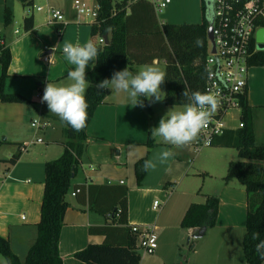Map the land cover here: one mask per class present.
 Listing matches in <instances>:
<instances>
[{
    "label": "crops",
    "instance_id": "obj_1",
    "mask_svg": "<svg viewBox=\"0 0 264 264\" xmlns=\"http://www.w3.org/2000/svg\"><path fill=\"white\" fill-rule=\"evenodd\" d=\"M28 1L32 2L31 6L25 7L20 2L22 4L20 9L18 0H0V44L9 49L11 55L4 89L6 93L17 94L26 99L23 103L0 101V236L9 240L12 251L21 260L25 259L37 238L36 226L40 221L45 163L62 154L65 142L64 139L57 145L46 143L44 147H41L43 143H39L40 147L30 149L28 147L26 151L21 152L20 148L25 142L22 139L23 128L27 126L33 130L30 127L33 113L31 107L34 108L38 102L35 93L39 86L46 85L48 81L54 84L69 83L67 72L73 66L63 56L64 41L83 44L92 40L98 44V36L91 35V27L85 29L81 23L77 24L76 16L68 7L60 9L69 22L60 34L58 28L61 25H49L44 10L34 11L35 0ZM42 1L44 5L39 4L37 7L44 8L55 0ZM149 7L151 8L150 5ZM6 8L11 13L8 24H5L4 19ZM29 15L33 16L34 24L32 29L26 30L24 18ZM45 55L50 56L52 63L43 60ZM156 63L160 62L155 60L151 65ZM92 68L90 64L86 68V74ZM135 71L138 72L136 68ZM1 72L0 65V75ZM246 98L248 105L253 108L254 132L256 141L259 142V135L264 134V66H251L249 69ZM156 104L157 102L150 104L151 113H148L145 107L131 104L126 93L111 90L105 102L96 108L86 129L87 141L84 154L72 180V187L66 195L68 208L64 215L58 244L63 264H85L76 259L74 254L90 244H101L106 241L118 245L126 243L134 225L141 229L155 226L156 231L161 228L160 230H167L173 235L175 232L179 237L186 235L192 237V229H184L180 225L187 208L192 203H196L188 200L194 192L189 188L187 181L189 165L175 155L166 165H162L157 175V169L149 171L140 184L137 182L135 164L139 160L152 158L162 151L161 148L171 149L174 152V146L163 142L156 143L153 139L151 146H148L151 130L158 127L160 119L166 115L169 107L174 106L165 104L164 115L156 111ZM42 107L38 111L40 116L43 115ZM46 116L60 120L50 111ZM192 143L186 147L191 148ZM211 147L226 148L213 145ZM17 152L21 153L20 158L14 164L9 163L8 160ZM153 174L154 182L149 179ZM231 182L233 179L225 181L218 198L219 202L227 198L230 206L236 204L241 206L242 189L239 191L233 189ZM91 186L95 200L104 190L114 192L126 187V224L110 223L113 209L110 208L108 212L103 213L96 206H92L88 195ZM79 187H82V192L72 196L71 193ZM168 188L172 190L167 191ZM174 190L179 193L175 202L172 199ZM157 196H160L164 203L162 207L159 204L155 210L151 200ZM207 197L208 195L205 196V200ZM110 198L114 201L111 195ZM164 215L169 220L165 219V223L161 221L159 226L158 223ZM177 217L179 218L174 225ZM237 227L236 223H225L221 227L222 230L213 231V241L205 243L209 246L206 263H235L239 252L242 251V237L239 239L235 233L233 236L232 230ZM210 230H217L216 226L208 227L202 237ZM151 255L154 256L150 264H168L162 253L154 252ZM184 259L186 260L187 257ZM0 264H7L1 254Z\"/></svg>",
    "mask_w": 264,
    "mask_h": 264
},
{
    "label": "trees",
    "instance_id": "obj_2",
    "mask_svg": "<svg viewBox=\"0 0 264 264\" xmlns=\"http://www.w3.org/2000/svg\"><path fill=\"white\" fill-rule=\"evenodd\" d=\"M25 7L32 2L21 0ZM100 6V17L106 21L98 26H91V35L108 34V43L96 44L99 58L95 67L86 76L89 88L86 99L89 104L87 126L80 132L73 131L64 124V149L62 154L45 163L44 193L40 208V221L37 224V238L30 247L24 260H21L11 249L7 238L0 236V254L7 264H63L59 255L58 244L64 215L68 208L66 195L72 187V180L80 165V160L86 148V129L93 118L96 108L105 102L111 89L98 90L95 85L104 79H110L114 71L128 68L133 73L135 65H151L155 60L165 64L166 105L182 106L185 101L182 93L185 87L190 91L204 93L205 60L209 54L207 38L208 21L204 12V0H201L202 20L194 24H160L149 5L136 2L128 8L113 0H95ZM117 13L110 17L111 10ZM129 11V12H128ZM5 24L11 20L8 8L4 14ZM32 15L24 18L26 30L33 28ZM201 42L198 45L196 42ZM254 41H252V45ZM11 55L7 48L0 44V101L5 103H23L26 99L17 94L6 93L5 80L8 77V67ZM250 66H264V50L256 51L249 59ZM146 110L151 113L150 102L141 96ZM241 119L244 126L228 130L217 137L213 146L234 148L238 154L237 161H230L227 167L225 181L235 178L244 186L247 194L245 232L242 241L244 264H264V145L256 141L254 132V112L248 105L247 98L243 101ZM149 134L148 146L152 144ZM211 145V146H212ZM17 152L8 160L14 164L20 158ZM143 158L135 164L138 184L147 172L141 171ZM80 192H82V187ZM105 189V187L100 186ZM93 187H89L88 195L92 206L106 213L111 209L112 224L127 223V189L121 187L114 192L105 191L93 199ZM107 190V188H106ZM78 193V194H79ZM113 197L114 201L110 198ZM219 199L208 196L203 203H192L181 220L184 229L212 227L218 215ZM138 234L132 231L124 244H90L74 254V257L85 264H140L141 255L137 248ZM258 245L260 247L258 248ZM178 264V263H176Z\"/></svg>",
    "mask_w": 264,
    "mask_h": 264
},
{
    "label": "built area",
    "instance_id": "obj_3",
    "mask_svg": "<svg viewBox=\"0 0 264 264\" xmlns=\"http://www.w3.org/2000/svg\"><path fill=\"white\" fill-rule=\"evenodd\" d=\"M136 2L149 4L157 17L168 7L171 0H113V4L124 3L126 8ZM73 8L77 14V24L86 23L91 27L101 25L106 21V17H100V6L97 3L89 4L75 0ZM36 10H44L49 25L60 24L61 26L58 28L60 34L69 25L59 9L46 5L44 8L37 7ZM204 12L207 15L208 27H212L213 35V43L209 41V54L205 60L204 93L216 96L220 103L218 110L210 117L207 126L201 131L197 140L192 143L191 148L195 153L211 146L214 140L226 131L244 126L241 114L242 104L247 93L249 69L251 68L249 59L258 51L255 33L264 27V0H206L204 1ZM116 13L114 7L110 17ZM106 36L108 37V34L99 35L98 44H105ZM252 41H254L253 45ZM213 48L214 51H212ZM43 60L46 63H52L49 55H45ZM45 86H39L36 92L40 107L45 104L41 103ZM234 110L238 111L237 115L231 117L230 112ZM233 122L238 123L236 126H231ZM30 127L37 132L45 131L52 125L49 120L42 119V116L39 115L31 120ZM34 143H42V140L36 138L34 141L24 142L20 148L21 152L26 151ZM79 192L80 189L77 188L71 194L75 196ZM152 206L156 210L159 206L158 201L154 200ZM132 231L138 234L137 248L143 250L145 254H154L157 249L156 227L141 229L134 225Z\"/></svg>",
    "mask_w": 264,
    "mask_h": 264
},
{
    "label": "rangeland",
    "instance_id": "obj_4",
    "mask_svg": "<svg viewBox=\"0 0 264 264\" xmlns=\"http://www.w3.org/2000/svg\"><path fill=\"white\" fill-rule=\"evenodd\" d=\"M19 4L18 7L22 8L21 0H18ZM75 0H55L50 3V6L54 7L55 9H61L62 7H68L69 11L76 16L77 21V14L73 8V3ZM89 4H93L94 0H81ZM34 11H36L37 5L41 4L44 5L42 0H35L34 3ZM32 10V9H29ZM27 11V8H26ZM36 13V12H35ZM206 15V13H205ZM158 17V19H157ZM156 19L159 23H173V24H194L200 23L202 20V13H201V0H171V3L168 7L158 16ZM21 25V24H20ZM19 25V26H20ZM82 27L87 29L89 27L86 23H81ZM258 49V45L256 44ZM156 67H159L162 71L165 72V64L160 61V63H156ZM142 66L135 65L136 70H140ZM161 90L165 93V82L161 85ZM35 98L36 93H35ZM165 103L164 100L162 102H157L156 104V111L160 114H164L165 112ZM177 110H179L182 106L174 105ZM173 107H169V110ZM32 115L31 119H35L39 116L38 111L40 110V105L37 102L34 108H32ZM168 110V109H167ZM42 119L49 120L52 127L46 129L45 131H37L31 130L29 127L25 126L23 128L22 139L25 142L34 141L36 138H40L42 140V145L39 143H34L29 146L31 147H44L46 143L48 145H57L59 142L65 139L63 128L64 125L60 120L57 119H50L46 116L49 113V109L47 104L45 103L42 107ZM238 111L234 110L231 111V117L237 115ZM149 113V112H148ZM263 114V113H262ZM264 115V114H263ZM263 120V117H262ZM30 119L28 118V122ZM262 122V121H261ZM238 122L231 123V126H236ZM28 125V123H27ZM151 135V133H150ZM259 144L264 143V134L259 135ZM197 140V139H196ZM195 142V141H194ZM153 143V142H152ZM164 150L165 148H161ZM174 152L176 153V157L184 160L185 163L189 165V178H188V185L189 188L194 191L188 200L191 202L196 203H203L205 202V196H219L222 193V189L225 184L224 177L227 173V167L229 160L237 161L238 154L236 149L234 148H216V147H205L200 152L195 153L193 148L190 147H183V148H175ZM162 165L157 167L156 175L161 171ZM152 181L154 180V174L150 176ZM233 182H231V186L233 189L239 191L242 189L243 198L241 206L236 205H229V201L227 198L222 199V202L218 204V215L216 218L215 226L217 230H210L207 232L206 236L202 238H193L191 237L188 241V235L179 237L175 232L174 235L172 232L167 230H159L157 229V249L155 253H162L166 262L168 264H209L206 263L205 259L207 258V253L209 252V246L205 243L207 241H213L214 232L222 230V226L225 223H236L238 227L233 229V236L234 233L237 234V237L240 239L245 232V219H246V191L243 188L244 186L240 184L235 178ZM150 180V181H151ZM151 181V182H152ZM142 182V181H141ZM154 182V181H153ZM175 183V182H174ZM183 185V184H182ZM175 186V184H174ZM171 188H168L167 191H171ZM179 197V193L174 190L173 198L174 202L177 200L176 198ZM238 199V197H237ZM154 200H157L158 203L163 205L164 201L160 196H157L151 200V205L153 204ZM179 217H177L174 221V225L176 224ZM165 219L169 220L166 215H164L161 220L159 221V226H161V221L165 223ZM242 224V225H241ZM175 231V230H174ZM174 238V239H173ZM210 242V243H211ZM191 243V245H190ZM192 245L195 247L192 248ZM239 247V246H238ZM139 253L141 255V264H150L152 262V257L154 255H148L143 252V250L139 249ZM184 257H187L185 260ZM221 264V263H219ZM233 264H244L243 252H239L235 263Z\"/></svg>",
    "mask_w": 264,
    "mask_h": 264
},
{
    "label": "clouds",
    "instance_id": "obj_5",
    "mask_svg": "<svg viewBox=\"0 0 264 264\" xmlns=\"http://www.w3.org/2000/svg\"><path fill=\"white\" fill-rule=\"evenodd\" d=\"M196 43L201 44L199 40ZM62 51L65 60L73 66L67 72L69 83L54 84L48 81L41 103H46L50 113L58 116L63 124L75 132H80L86 128L88 120L89 104L86 92L90 85L86 68L90 64L93 68L95 67L99 58V49L92 40L83 44L64 41ZM165 80L166 73L159 67L144 65L136 73L127 67L114 71L110 79L102 80L95 87L98 90L111 89L117 93H126L131 104L144 107L143 101L140 100L141 96L146 97L150 104L162 102L165 99L166 93L161 90ZM182 96L187 102L179 110L175 107L171 108L160 119L158 127L151 130V138L156 143L163 142L175 148H183L191 144L207 126L220 103L219 99L212 94L200 91L190 92L186 87ZM175 155L176 153L171 149H164L152 158L145 159L141 165V171H155L159 165H166Z\"/></svg>",
    "mask_w": 264,
    "mask_h": 264
},
{
    "label": "water",
    "instance_id": "obj_6",
    "mask_svg": "<svg viewBox=\"0 0 264 264\" xmlns=\"http://www.w3.org/2000/svg\"><path fill=\"white\" fill-rule=\"evenodd\" d=\"M105 38H106V43H108V37L106 36ZM207 38L211 43H213L212 27H208V29H207ZM255 41L258 45V49L263 51L264 50V27H262L256 31ZM212 51H214V48L212 49ZM206 229H207L206 226H203L200 228H193L191 236L193 238H200L204 235ZM189 239H190V237H188V240Z\"/></svg>",
    "mask_w": 264,
    "mask_h": 264
},
{
    "label": "flooded vegetation",
    "instance_id": "obj_7",
    "mask_svg": "<svg viewBox=\"0 0 264 264\" xmlns=\"http://www.w3.org/2000/svg\"><path fill=\"white\" fill-rule=\"evenodd\" d=\"M204 1H206V0H204Z\"/></svg>",
    "mask_w": 264,
    "mask_h": 264
}]
</instances>
